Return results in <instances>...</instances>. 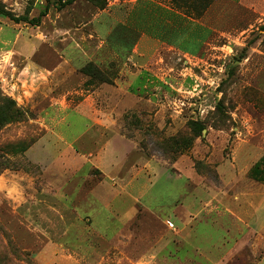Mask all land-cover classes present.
<instances>
[{"label": "rangeland", "instance_id": "obj_1", "mask_svg": "<svg viewBox=\"0 0 264 264\" xmlns=\"http://www.w3.org/2000/svg\"><path fill=\"white\" fill-rule=\"evenodd\" d=\"M106 2L0 0L1 37L14 33L7 44L0 41V108L17 112L12 121L0 113V264H264V0H154L179 10L171 31L208 28L207 43L192 56L156 50L154 87L144 93L154 106L126 111L115 131L85 134L88 121L70 109L103 79L134 75L122 56L106 62L109 73L98 60L88 67L91 61L78 59L84 36L98 43L88 36L94 24L85 23ZM51 45L75 54L78 71H43L47 79L26 65V52ZM7 51L15 70L2 64ZM63 96L67 103L52 106ZM191 121L205 128L194 133ZM113 132L117 168L109 177L96 156ZM182 138L187 147L162 145ZM71 142L64 162L58 149ZM140 158L153 164L154 189L124 213L117 215V203L110 207L109 223L124 227L110 235L101 212L84 210L80 197L86 188H121ZM156 197L160 202L147 203Z\"/></svg>", "mask_w": 264, "mask_h": 264}, {"label": "crops", "instance_id": "obj_2", "mask_svg": "<svg viewBox=\"0 0 264 264\" xmlns=\"http://www.w3.org/2000/svg\"><path fill=\"white\" fill-rule=\"evenodd\" d=\"M175 12L180 13L179 10L172 8L170 4L154 3V0H130V2L127 3L109 0L105 8H100L96 14L90 18V21L85 23L94 24L96 30L94 34L90 33L88 36L90 38L96 36L98 43L92 41V39L89 41L88 37L84 36V40L86 41L84 44L82 43L83 46L80 45L81 50L77 51V55H79L78 59L82 58L81 60L86 63L98 60L101 66L103 64L105 65L106 69H102L106 73H109L111 66L110 64L106 65V62L111 57L122 56L125 57V65H128L129 62L132 64V68L128 69L127 72H132V74H134L126 76L124 72L126 70L122 69L121 73H124L125 76H110L111 80L100 82L96 88L85 95L79 104L70 109L74 110L81 118L88 121L87 129L84 132L85 134H92L94 128L101 129L102 127L115 131L118 126L117 124L120 123L126 111L136 108L149 109L154 106L155 101L153 97L150 95L145 96L144 93L146 94L148 89L154 87V68L150 64L156 50L162 48L164 52L169 50L173 51V53L177 52L179 55L185 56H192L201 52L211 35V31L208 28L202 27L199 28L200 33L194 30L192 34H189L184 28L171 31V16ZM127 20L130 21V25L127 23ZM16 25L17 24L14 23V25H8L7 27L15 29ZM2 30L3 27L0 28V41L7 44L9 42L8 39H12L14 33L8 37L3 36L5 39L3 40L1 37ZM19 36L20 33L17 34L16 38ZM24 38L22 37L21 40H24ZM36 42L42 44V41L38 40ZM42 48V46H35L33 52H26L25 63L32 67H38L39 70L42 71L43 76L47 79H49V76L43 71H47L50 74L65 72L68 75L74 71H78L76 64L80 60L74 56L75 54H63L55 45H51L50 48L45 50H42ZM128 67L130 66L128 65ZM133 88H138V90H133ZM53 98L55 97L53 96ZM65 98L66 96H63L60 101L55 99L52 101V106L58 104V102L62 104H64L63 102L67 103V101L64 100ZM54 107L57 108V106ZM62 109H65V107ZM49 118L51 120L57 119L55 115H50ZM52 133L58 138L63 136L62 133L56 129H52ZM84 133H82L81 136L84 135ZM113 135L112 138L104 141L102 147L97 150L98 155L96 156V161H101L102 159L100 164H103L102 168L107 170V175L109 177H111L110 174L117 168L113 166L116 151L112 149L111 142L116 136L115 132H113ZM79 137L80 136L76 137L75 140ZM120 137L124 142L130 143L129 139L126 137ZM54 145H56V143ZM65 146L67 148H65ZM69 146L73 147L72 142L66 143L58 149L59 159L63 157L64 162L69 154L62 156L61 153L66 149L69 151ZM131 151L132 148H130L128 155ZM127 157H125L124 160H127ZM76 158L77 157L74 155L72 164ZM86 159H88L89 162L95 161V157L91 159L86 156ZM64 162L62 164L65 166ZM151 166H153V164L149 160L144 161L142 158L138 159L137 165H132L128 169V172L132 170L130 179H122V177H120V179L123 180L122 182H128L126 184L125 182L120 184L121 188L111 185L109 188H105L103 192L101 189L92 191L93 189L86 188L82 193V197H80L81 207L84 208V210L91 209L96 212H101L99 220L104 219L107 224L105 228L102 226L104 231H107L110 235L114 232L116 233V231L124 227H116L109 223L112 215L110 212L113 211L110 207H113V205L117 203L118 206L115 208V211L118 213L117 215H119V213H124L123 211H125V209L130 210L134 198L137 199L138 197L151 194L154 187H150L152 184L150 182H152L151 179L155 177L154 174L149 175ZM105 170L104 172H106ZM182 176L184 175L182 174ZM138 179H144V181L140 183ZM137 186L139 191L134 189ZM77 187L76 193L68 196V198H70L68 200L71 202L76 201L77 197L75 196L83 187V183L79 184ZM172 192L173 199L177 191ZM125 201L130 202V204L122 209L120 206H123ZM149 201L147 202L148 204L160 202L157 197L155 200L150 199ZM112 217L114 216L112 215ZM108 225L112 226V230L108 228Z\"/></svg>", "mask_w": 264, "mask_h": 264}, {"label": "trees", "instance_id": "obj_3", "mask_svg": "<svg viewBox=\"0 0 264 264\" xmlns=\"http://www.w3.org/2000/svg\"><path fill=\"white\" fill-rule=\"evenodd\" d=\"M74 1L75 0H58L60 6H65L67 4L73 3ZM106 6H107V2L101 8L103 9ZM4 15L9 16L8 13H4ZM11 18H14V17H11ZM16 19L19 20L18 17H16ZM38 20L39 19H36V21H38ZM261 29L264 31V25L261 26ZM91 64H92V61L88 63V67L91 66ZM85 68L83 70H85ZM85 73H87V71ZM102 81H108V80L103 79ZM5 107H6V109H5ZM0 113L2 114L3 118L5 117L6 120H9V121H12L16 117L15 115L17 114V112H14L11 108H8L7 104H6V106L4 104L3 108H0ZM189 125H190V127H191V129H192V131L194 133H200L202 131V129L205 128L204 124L202 122H200V121H191ZM189 142H190V140H188L187 138H182L180 140L179 139H175V140H172V141L169 139L166 142H162V145L164 147H166V146H168V144L171 143L172 146H174V147H176V146L185 147L186 145L188 146ZM183 150L184 149L180 150L179 152H181V151L183 152Z\"/></svg>", "mask_w": 264, "mask_h": 264}, {"label": "built area", "instance_id": "obj_4", "mask_svg": "<svg viewBox=\"0 0 264 264\" xmlns=\"http://www.w3.org/2000/svg\"><path fill=\"white\" fill-rule=\"evenodd\" d=\"M11 53L9 52V51H7L6 52V55H5V57L2 59V61H3V66L4 67H9V68H11V70H15L14 68H15V62L12 60V55H10Z\"/></svg>", "mask_w": 264, "mask_h": 264}]
</instances>
